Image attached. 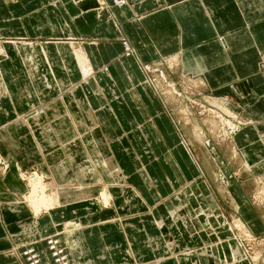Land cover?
<instances>
[{
	"label": "crops",
	"instance_id": "0c3cea01",
	"mask_svg": "<svg viewBox=\"0 0 264 264\" xmlns=\"http://www.w3.org/2000/svg\"><path fill=\"white\" fill-rule=\"evenodd\" d=\"M0 36L19 47L0 46V264H23L27 245L52 264L50 235L70 264H250L229 220L261 230L253 182L232 173H264V0H0ZM162 62L191 91L229 97L241 130L204 148L199 116L177 103L173 117L144 83ZM36 107L40 121L25 122ZM230 149L237 170L212 161ZM20 167L46 168L59 204L33 214Z\"/></svg>",
	"mask_w": 264,
	"mask_h": 264
},
{
	"label": "rangeland",
	"instance_id": "374dc122",
	"mask_svg": "<svg viewBox=\"0 0 264 264\" xmlns=\"http://www.w3.org/2000/svg\"><path fill=\"white\" fill-rule=\"evenodd\" d=\"M15 39L16 38L0 36V46L3 44L2 46L6 47L5 43H7L9 41L12 49L14 51L17 50V52H18L19 47H18V44H16V41H14ZM31 41L32 40H26L25 42L29 43ZM123 41H127V40L123 39L122 44H123ZM127 43H129V42L127 41ZM29 45H31V44H29ZM0 51L3 52V50H1V49H0ZM40 52L42 55H44V56L46 55L44 46L43 47L41 46ZM123 54L127 55L129 53H126V50H124V48H123ZM131 54H134V48H133V53H131ZM77 62L78 61L76 59L75 65H77ZM163 64H164V62H162L160 64L158 63L155 66H149V69H144L142 67L144 70V74H145V82L146 83L149 82V85L153 88V90L156 93L160 102H164L166 100L167 101H170V100L173 101L172 102L173 106L170 108V113L173 114V117L176 115L175 107L178 104H183V106H180L179 109H177V111L180 112L179 115L181 114L183 116V119L184 118H191V115H190L191 112H195L199 116V120H200L199 127L202 129L201 132L203 133V135H202L203 140H200V144H202L204 146V148L205 147L207 148L206 143H208V142H210L211 145L216 143V141H214L212 139L213 138L212 136L214 133H215L214 136H218L219 141H221L222 139H227V141H229V139L231 137H233V135L236 134V132H239L241 130L242 126L244 125V122H243L242 118L240 117L241 114L238 113L239 115H236V113L234 111H232L233 110L232 108H231V110L230 109L226 110L224 108V106H227L231 102V99H229V97H227L225 95L215 96L212 94H208L206 92H193V91H191L192 86H190L188 83H186V81H183V82L178 81V79L176 80L175 77H174L175 78L174 79L172 76H170L168 73V70L167 71L164 70ZM263 64H264V61H263ZM163 74H164V76H163ZM80 76H81V79H83V75H81V73H80ZM2 82L3 81H0V86H1L2 90L4 91L5 86ZM175 100L177 102H175ZM226 108H229V107L227 106ZM42 110L43 109H39L37 107L33 108L32 110L30 109V110H28V112L23 114L22 118L25 120V122H30L33 120L32 122L35 123V122H37V120L40 121V119L44 113ZM225 111H229L230 114L225 112ZM27 116H29V117H27ZM186 120H188V122H189V119H186ZM247 123L250 124L252 122L249 121ZM32 125H34V124H32ZM174 126H175V128L177 127L181 130L182 124H178L176 122V125H174ZM212 128H214V129H212ZM188 143H190V142H188ZM224 150H226V149H224ZM225 153L227 155H224L223 160H221V158H220V160H219L220 162H218V160H217L218 157L212 158L213 163L214 164L223 163V164H227V165H232V166H235L236 170L239 169V165L241 164L239 162L240 161L239 156L237 157V155L236 156L233 155V151H232V155H233L232 156L231 155V149L229 150V153H227V151ZM236 153H238V151ZM228 154L230 155V157L228 156ZM8 169H9V162L5 161L4 158L0 155V172L2 174H4ZM34 174L39 175V176H43V182L45 185H47V191L46 192L49 196L54 197L56 195L58 197V195L60 193L58 188L53 189L52 191L49 189L50 188L49 183L51 181L49 179V176H50L49 171L46 168H44L42 170L40 167L33 168L31 170H28L27 172H25V170L22 169L21 172H19V174H18L19 179H21L27 185V189H28V193L26 190L24 192L23 196H25L26 194L29 195V191L31 189L30 180L33 178ZM232 176L233 177H238V176L240 177L241 176L239 179L242 180L243 182H245V181L246 182H253V184H254L253 187L249 188L250 184H248V185H246L247 188L244 189V191L247 193V197H248L251 205L258 210L257 214L261 219V221H259V222H253L254 224L257 225L256 227H261V230L258 231L256 233V235L252 236V234H250V231L248 229V228H250L249 227L250 223L249 222L246 223L245 221L240 220L238 218L239 217L238 215L235 216L236 214H233L235 217H233V215H232L233 218H231L229 220L230 228L232 231L235 232L236 235L240 234V235H238L239 237L234 235L235 238H233V240L234 241L238 240L239 243L241 244V247H242L243 252L245 254L244 258L247 262H249L250 264H264V173L255 176V175L248 173V172H243L240 174L238 172H235V173H232ZM217 179L220 181L226 182V177L222 173L217 174ZM50 191H51V193H50ZM100 202H101L103 208L109 207V204H107L105 202L103 197L100 198ZM46 210H48V209H46ZM251 224H252V222H251ZM65 227H66V229H71V228H73V223L72 224L67 223V225ZM245 227L247 229V232H246L247 235L241 233V231L245 230L244 229ZM58 240H59V245L61 247H63L64 252L68 255V253L65 249L64 243L62 244L60 239H58ZM28 247L33 248L32 246L27 245V246H24L23 249L19 252V254L21 256L20 261L23 264H29V261L21 254V252L25 248H28ZM237 248L240 250V253L242 254L240 247L237 246ZM11 251H13V250L11 249ZM48 252H49V250H48ZM242 256H243V254H242Z\"/></svg>",
	"mask_w": 264,
	"mask_h": 264
},
{
	"label": "bare ground",
	"instance_id": "6f19581e",
	"mask_svg": "<svg viewBox=\"0 0 264 264\" xmlns=\"http://www.w3.org/2000/svg\"><path fill=\"white\" fill-rule=\"evenodd\" d=\"M123 48H124V46H123ZM124 50H125V48H124ZM75 55H76V53H75ZM78 55H80V54H77L76 56H78ZM127 55H132V54L129 53ZM74 60H76V59H74ZM77 61H78L77 67H78L80 73L83 75V79H82L83 81H86L88 79V77L94 76L95 72L91 68L88 61H86L85 59H83V60L77 59ZM144 69H149V67L144 66ZM144 83H146V82L144 81ZM225 112L230 114L229 111H225ZM236 115H239V114L236 113ZM30 185H31V189L29 191V195L23 197V199L28 202V205L32 208L33 214L37 215L43 209L49 210V209L53 208L55 205L59 204V198L56 195L54 197H52V196H49L47 194V192H46L47 191V185H45L43 182V176H39V175L34 174L33 178L30 180ZM56 239L58 240V238H56ZM58 243H59V240H58ZM55 246H56V244H55ZM46 247L49 248L47 244H46ZM237 250L240 253V250L238 248H236V251ZM13 254H15V252H13ZM66 257H67V262L70 264L68 255ZM51 262H52V264H55L52 261V259H51Z\"/></svg>",
	"mask_w": 264,
	"mask_h": 264
},
{
	"label": "built area",
	"instance_id": "2783aa9c",
	"mask_svg": "<svg viewBox=\"0 0 264 264\" xmlns=\"http://www.w3.org/2000/svg\"><path fill=\"white\" fill-rule=\"evenodd\" d=\"M125 2L126 0H113V3L116 5H121ZM123 46L126 50V53H133V48L129 43H127V41H123ZM45 242L49 247L47 249L49 250L50 258L55 264H69L67 262V254L64 252L63 247L59 245L55 236L47 237ZM21 254L29 261V264H45L42 261L40 253L34 248H25Z\"/></svg>",
	"mask_w": 264,
	"mask_h": 264
}]
</instances>
